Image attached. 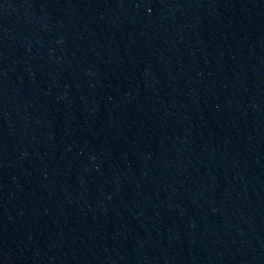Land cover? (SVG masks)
I'll use <instances>...</instances> for the list:
<instances>
[{
    "label": "water",
    "instance_id": "obj_1",
    "mask_svg": "<svg viewBox=\"0 0 264 264\" xmlns=\"http://www.w3.org/2000/svg\"><path fill=\"white\" fill-rule=\"evenodd\" d=\"M0 264H264V0H0Z\"/></svg>",
    "mask_w": 264,
    "mask_h": 264
}]
</instances>
